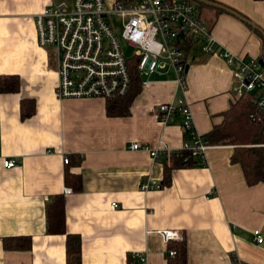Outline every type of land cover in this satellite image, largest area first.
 <instances>
[{
  "label": "crops",
  "instance_id": "obj_1",
  "mask_svg": "<svg viewBox=\"0 0 264 264\" xmlns=\"http://www.w3.org/2000/svg\"><path fill=\"white\" fill-rule=\"evenodd\" d=\"M50 0H0V75L17 74L21 89L0 93V264H67L65 234L47 232V203L64 194L67 232L82 237L83 264H167L162 232L185 234L189 264H233L234 257L264 264V183L249 185L233 145H212L202 167L178 168L161 184L163 158L152 149L180 150L185 117L162 122L161 103L189 105L194 127L205 135L235 101L233 68L223 57L262 58L264 41L253 27L224 12L210 27L216 53L195 47L183 91L172 67L142 74V91L127 116L107 114L104 98L61 99L57 60L38 41L36 17ZM264 32V0H217ZM209 14L214 13L212 11ZM203 17V16H202ZM206 21V20H205ZM34 100L33 116L21 117V101ZM83 188L66 194L65 157ZM5 158L16 160L6 168ZM118 204L114 207L113 204ZM30 236V250H6V237ZM143 254L146 261L129 256Z\"/></svg>",
  "mask_w": 264,
  "mask_h": 264
},
{
  "label": "built area",
  "instance_id": "obj_2",
  "mask_svg": "<svg viewBox=\"0 0 264 264\" xmlns=\"http://www.w3.org/2000/svg\"><path fill=\"white\" fill-rule=\"evenodd\" d=\"M36 25L39 45L48 49L55 46L56 91L61 99H109L127 95L132 83L131 57L126 55L123 41L134 49L132 57H137L141 75L172 67L183 91L190 56L183 46L192 43L191 53L197 46L205 55L217 51L210 27L194 0H50L37 15ZM223 57L233 68L235 99L259 90L258 102L264 108V67L260 59L228 53ZM178 112L185 117L183 131L189 132L182 149L205 160L211 145L196 131L189 105L180 99L178 104L161 103L157 109L159 119L165 123L172 121ZM130 148L149 150L155 158L162 152L172 151L139 143ZM68 162L65 157V163ZM3 164L13 168L17 163L13 158H5ZM141 189H161V185L148 180L141 184ZM72 191L71 187L65 188L66 194ZM253 234L259 244L264 242L260 229ZM162 235L166 242L183 240L178 230H165ZM132 257L146 261L143 254ZM233 264L249 263L234 257Z\"/></svg>",
  "mask_w": 264,
  "mask_h": 264
},
{
  "label": "trees",
  "instance_id": "obj_3",
  "mask_svg": "<svg viewBox=\"0 0 264 264\" xmlns=\"http://www.w3.org/2000/svg\"><path fill=\"white\" fill-rule=\"evenodd\" d=\"M209 1L217 2V0ZM198 4L201 15L211 27L215 24L218 15L225 12L201 3ZM209 11H212L214 15L209 14ZM253 30L264 41L263 31L255 28ZM183 48L190 55L192 43L185 44ZM130 73L132 83L127 95L106 99L107 114L111 117L129 115L134 100L142 91L143 78L138 70L137 57L130 58ZM20 89L21 78L19 75H0V93H17ZM258 93L259 90H256L235 99L230 108L221 114L222 121L214 125L210 132L202 136L211 146H234L231 161L241 165L249 185L264 183V108L258 102ZM35 110L36 104L34 100L24 99L21 101V117L23 119L33 116ZM188 137L189 132L184 131V140L188 139ZM191 154L190 150L185 149L160 153L159 158H163L164 163V178L160 184L161 189L172 183L173 171L175 169L206 165L204 159L202 160L201 157L192 156ZM68 159L65 184L71 187L73 191H80L83 188L82 176L79 173L73 172L71 166L79 165L81 158L73 154ZM46 211L47 232L50 234H65L67 237V264H83L82 237L80 234L67 232L64 194H55L47 203ZM3 246L6 250H30L32 238L30 236L6 237L3 240ZM171 251H175V254L172 255ZM166 256L167 264H189L185 234H183V240H171L167 242ZM129 259L133 261L132 255L129 256Z\"/></svg>",
  "mask_w": 264,
  "mask_h": 264
},
{
  "label": "water",
  "instance_id": "obj_4",
  "mask_svg": "<svg viewBox=\"0 0 264 264\" xmlns=\"http://www.w3.org/2000/svg\"><path fill=\"white\" fill-rule=\"evenodd\" d=\"M194 1H196L198 3H201V4H204V5H207V6H210V7H214V8H217V9H221V10H223L225 12H228V13H231V14L235 15L236 17L240 18L241 20L247 22L253 28L260 29L255 24H253L252 22H250L247 18H245L244 16H242L239 12H237L236 10H234V9H232V8L226 6V5H223V4L218 3V2H212V1H209V0H194ZM260 63L264 67V54H263V57L260 58ZM188 70H189V64L186 67V72Z\"/></svg>",
  "mask_w": 264,
  "mask_h": 264
},
{
  "label": "rangeland",
  "instance_id": "obj_5",
  "mask_svg": "<svg viewBox=\"0 0 264 264\" xmlns=\"http://www.w3.org/2000/svg\"><path fill=\"white\" fill-rule=\"evenodd\" d=\"M117 27L118 29H121V25L120 24H117ZM123 44H124V49H125V53L128 57H132L133 56V51L134 49L133 48H130L128 47V45L126 44L125 41H123ZM49 49L54 52L55 51V46H50Z\"/></svg>",
  "mask_w": 264,
  "mask_h": 264
}]
</instances>
